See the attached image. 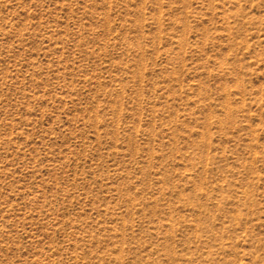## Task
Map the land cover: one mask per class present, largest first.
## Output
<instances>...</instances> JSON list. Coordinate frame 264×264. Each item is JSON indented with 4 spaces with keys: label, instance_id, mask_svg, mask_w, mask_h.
Listing matches in <instances>:
<instances>
[{
    "label": "rangeland",
    "instance_id": "1",
    "mask_svg": "<svg viewBox=\"0 0 264 264\" xmlns=\"http://www.w3.org/2000/svg\"><path fill=\"white\" fill-rule=\"evenodd\" d=\"M0 264H264V0H0Z\"/></svg>",
    "mask_w": 264,
    "mask_h": 264
}]
</instances>
